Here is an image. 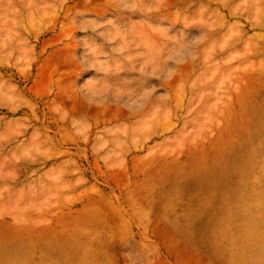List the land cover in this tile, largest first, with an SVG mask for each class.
<instances>
[{"label":"rangeland","instance_id":"374dc122","mask_svg":"<svg viewBox=\"0 0 264 264\" xmlns=\"http://www.w3.org/2000/svg\"><path fill=\"white\" fill-rule=\"evenodd\" d=\"M146 1L150 0H0L4 8L13 5L14 9V12L0 11V47L6 45L13 30H18L15 23L24 18L20 16L33 11L39 20V28L30 26L26 32L18 31L21 40L12 43L15 49L11 55L5 60L0 56V84L10 82L23 93L10 99L0 92V104L16 110L0 107L1 153L11 164V154L15 152L19 156L15 164L21 168L14 180L0 179V189L4 191L8 186L11 191L29 187L40 190L45 186L48 191H56L57 181H52L48 172L68 162L63 173L57 170L56 176L70 187L59 189V196L68 197L73 203L65 205L64 199L53 198L52 211L47 216L53 225L57 224L60 205L64 204L65 213L71 210L76 215L87 202L85 193L91 188L100 194L92 193L91 200L102 196L104 203L113 206L103 208L108 211L107 225L91 232L85 230L93 250H97L98 239L104 241L105 246L98 253L51 258L38 255L30 261L23 258L19 263L5 256L0 257V264H264V90L247 98L258 105L257 110L247 103L246 115L233 114L227 134L212 123L216 118L221 121L217 109L206 115L203 124L198 100L189 93L183 97L181 110L175 113L177 117L174 116V104L165 95L181 80H172L177 72L176 63L165 67L163 62L156 61L157 68H151L147 54H142L147 51L146 40H139L130 28L131 24H148L132 13L139 12L138 8L145 9ZM185 2L190 0H162L166 7L160 12L159 4L148 6L145 12L164 16L166 20L157 27L167 31L170 41L183 40L182 55L191 50L190 54L196 56L203 48L196 47L199 37L183 31L185 26L171 16H189L190 12L182 9ZM171 24L176 28L172 29ZM112 29L120 30L125 40L114 36ZM105 33L110 40H105ZM255 33L264 34V30H247V36ZM67 48L72 51V58L64 60L55 76V80L61 79L60 88L68 98L82 97L92 106L108 107L111 114L121 117L102 114L96 118L95 108L81 105L75 108L78 111L71 112V105L66 103L63 111L69 116L63 123L57 113L46 107L53 97L30 93L37 71L46 59ZM196 61H200L197 56L193 59ZM231 63L236 71L238 62ZM213 66L211 63L194 66L192 73L190 66L184 65L181 77L192 74L207 79ZM144 70L156 73L155 82L165 80L169 84L164 88L154 84L157 92L152 97L154 101L162 97L168 100L166 107L171 109L172 118L169 129L159 128L138 144L143 149H135L130 137L105 131L129 128L150 112H146L150 107L128 101L136 98L139 101L136 91H143L139 73ZM127 72L131 75L122 78L123 85H112V81L105 79L107 73L123 77ZM57 92L53 90V94ZM130 109L135 113L132 118L128 116ZM8 128L20 134L6 135L12 132ZM182 129L187 132L181 136ZM35 132L40 136L33 139ZM46 139H52L55 148ZM201 142H213L210 154L204 160L187 157L191 147ZM22 144L25 148H20L21 152L18 145ZM150 150L167 159L149 167L142 163L143 168L154 169L153 176H144L136 160ZM50 152L64 154L48 159L41 156ZM29 157L34 159L30 161ZM187 169L193 172L181 177V170ZM159 170L166 172L161 179L155 176ZM4 219L12 222L7 216Z\"/></svg>","mask_w":264,"mask_h":264},{"label":"bare ground","instance_id":"6f19581e","mask_svg":"<svg viewBox=\"0 0 264 264\" xmlns=\"http://www.w3.org/2000/svg\"><path fill=\"white\" fill-rule=\"evenodd\" d=\"M162 0H150L143 3L145 9H139V12L133 11V14H138V17L146 21L147 25H132L131 30L138 36L139 40L144 38V49L147 50L142 54H147L148 64L151 68L155 69L154 63L163 62L165 67L168 63H176L175 67L177 72L174 73L172 80L181 79L174 86L171 87L169 93L165 96L169 102L174 104V116L178 110H181L182 99L186 93L196 96L199 106L198 114L204 116L203 124H206V115L212 113L214 109L220 113V119L212 121L213 125L220 130H223L226 134L231 130L229 128L231 118L234 113L240 112L246 115L247 103L250 107H254L257 110L259 107L252 101H248L247 98L254 97L260 94L261 90H264L262 81L264 78V34H253L247 36V30L249 31H262L264 30V0H190L185 2L182 9H186V12H190V15L175 14L171 15L172 18L181 22L185 26L184 30L189 35L198 36L197 46L202 45V51L199 55H196L200 61L193 62L194 57L190 54V51L181 54V48L185 46L182 43L183 40L175 39V42L170 41L171 38L167 36V31L158 25L166 20L164 16L159 15V12L166 7ZM159 4V12L157 14H149L145 12L148 6ZM173 6V1L170 2V7ZM13 5L4 8L0 4V11L14 12ZM116 8V6H114ZM121 8V6L119 7ZM28 10V8H27ZM26 10V11H27ZM40 13V12H38ZM15 14V13H13ZM24 17L20 19L19 23L15 19H11L15 23L17 31L13 30L6 45L0 47V56L5 60L7 55H11L15 46L13 42H20V33L28 31V27L33 26L39 28V20L34 17L33 11L28 12ZM232 20L236 22L233 25H228ZM24 21V22H23ZM241 22L244 23L241 25ZM196 26L195 28H193ZM109 28V27H108ZM171 28L175 29L176 26L171 24ZM21 30V31H19ZM19 31V32H18ZM107 31V29H106ZM114 36L122 37V32L117 29H112ZM29 33V32H28ZM105 40H110L109 36L104 34ZM1 42V39H0ZM160 53V57L158 53ZM72 51L69 48L56 51L49 58L46 59L43 66L37 71V77L34 87L30 89V93L34 95H47V97H53L47 104L49 109L51 108L55 113L59 115V120L63 123L67 122L68 114L63 110L66 103L70 104L73 111H78L79 105L85 108H95L97 117L111 115L121 117V114L116 116L111 114L105 106H92L91 103L85 102L82 97L68 98L65 91L60 88L59 83L61 79L55 80V76L58 74L60 67L64 66V60H71ZM233 60L238 62L239 66L233 68ZM184 61H187L184 65H189L191 72L194 66H205L206 64H213L210 68V76L207 79H202L199 75L192 77V74H185L187 77L182 78L184 71ZM215 62V64L213 63ZM1 64V63H0ZM165 72V71H164ZM166 73V72H165ZM193 73V72H192ZM130 72L124 73V76L117 74L105 75V79L112 81V85H123L122 78H129ZM156 73L154 71L144 70L139 73V84L142 85V90H137L136 95L138 98L134 101L138 106L146 105V110L150 112L143 117L139 122L134 123L129 128L111 129L105 131L107 134L119 132L125 136L130 137L132 145L135 149L143 146L138 145L143 139H149V137L155 133L159 128L164 131L169 129L170 120L172 118L171 109L166 107L168 100L163 97L153 100V95L157 92L154 84H159L163 88L169 84L165 81L155 82L154 77ZM154 76V77H153ZM166 76V75H165ZM161 79V78H158ZM261 79V80H260ZM122 81V82H121ZM125 84V83H124ZM57 89V93L53 94V90ZM0 92L3 97L15 98L23 95L17 85L10 82H3L0 84ZM115 94V91L112 90ZM76 95V94H75ZM111 95V93H110ZM131 95V94H130ZM65 98V101L63 100ZM129 98V97H128ZM50 99V98H49ZM156 102V103H155ZM251 103V104H250ZM156 105V107H153ZM0 107H5L10 111H16L9 106L0 104ZM55 107V108H54ZM51 111V110H50ZM143 110L142 112H144ZM72 113L70 115H76ZM35 115V114H34ZM135 113L130 109L128 116L134 117ZM177 117V116H176ZM73 118V117H70ZM112 119V118H111ZM246 122V121H245ZM200 124L199 127L205 129V126ZM6 135L20 134L18 130L7 129ZM182 131V132H181ZM201 131V130H200ZM185 129L180 130L181 133H186ZM4 136V135H1ZM40 136L38 132H35L34 138ZM65 137L68 135H64ZM182 136V135H181ZM180 136V137H181ZM178 137L177 135L175 136ZM47 142L55 143L52 139H46ZM71 141L75 139L71 136ZM33 142V141H32ZM63 143V141L61 142ZM121 145H125V142H121ZM166 144V143H163ZM36 147V143L32 144ZM198 146H193L190 149L187 157L202 159L212 151L213 142H201L197 143ZM24 147L25 144L18 145V149ZM217 148V147H216ZM140 149V150H141ZM2 148L0 146V179L7 178L14 180L18 177V172L21 171L15 163L19 160V156L14 152L11 154L13 160L11 164L6 162V157L2 156ZM64 152H50L41 154L44 159L58 157L63 155ZM122 158L124 157L121 154ZM165 156V155H164ZM153 150L148 151L146 156L136 160V166H141L142 163L151 166L154 162H159L163 159H167ZM30 161L34 157H29ZM46 163V161H44ZM68 166V162L58 165L57 169H53L48 172V175L52 178V181H57L56 191H48L45 186L37 190L33 187H29L26 190L11 191V188H7L3 191L0 189V219L3 222L0 223V257L13 258V261L28 259L32 260L34 257L40 255L41 257L52 256H67V255H83L91 253L96 254L100 251V248L105 246L104 241L98 239L97 250H93L88 241V237L85 234V230L88 232L96 230L101 225H107L106 214L108 211H103V208L113 207L111 204L104 203L102 196L100 198L90 199V195H100L96 189L91 188L89 192L85 193L87 202L81 207L76 215H73L71 210L64 212V204L59 207V216H57V224L53 225L51 219H47V216L52 211L53 198H60L65 201V205H71L73 201L64 196H59V189L70 188L69 184L64 182L57 174L63 173L65 166ZM148 167H142V173L144 176H153L154 169ZM192 169H187L186 172L181 170V177L187 174H191ZM158 175V176H156ZM166 175L165 171L159 170L155 176L159 179ZM154 176V179L156 177ZM149 178V177H147ZM4 180V179H3ZM66 183V184H65ZM50 190V189H49ZM5 192V195L3 192ZM48 195V196H46ZM51 197V198H50ZM50 198V199H49ZM66 207V206H65ZM69 208V207H66ZM70 209V208H69ZM117 217V211H113ZM5 216L9 217L12 222H4ZM46 222L47 224H43ZM104 240V239H103ZM34 262V261H31ZM19 263V262H18Z\"/></svg>","mask_w":264,"mask_h":264}]
</instances>
